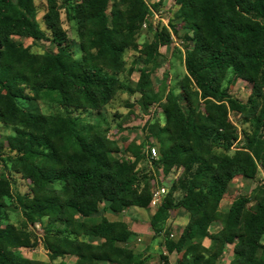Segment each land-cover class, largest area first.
Masks as SVG:
<instances>
[{
  "label": "trees",
  "instance_id": "16d2710c",
  "mask_svg": "<svg viewBox=\"0 0 264 264\" xmlns=\"http://www.w3.org/2000/svg\"><path fill=\"white\" fill-rule=\"evenodd\" d=\"M45 3L43 30L35 0H0V124L12 129L6 142L16 152L3 158L0 139V161L29 184V194L14 196L11 181L0 177V264H47L22 252L37 248L50 261L75 256L74 264H147L134 248L139 238L129 225L106 217L150 208L156 177H141L143 145L132 141V159L119 157L120 146L102 125L19 104L42 101L101 113L119 93L139 95L144 109L161 107L153 131L159 160L151 165L176 178L150 226L166 254L178 253L177 264H216L234 241L229 264H264V182L222 210L237 177L254 180L264 172V0H175L167 26L142 46L138 38L150 14L146 0ZM62 15L74 25L79 59L67 46ZM182 30L192 47L185 49L179 93L156 90L147 67L134 86L120 79L128 50L158 64L160 47L179 39ZM13 37L49 41L56 50L32 53ZM238 81L246 83V101L229 91ZM232 117L250 130L237 138ZM17 140L29 146L16 150ZM10 205L21 212L18 225L11 222ZM174 209L188 217L176 239L166 225ZM223 220V229L211 233ZM37 224L42 236L33 230ZM160 259L168 264L166 255Z\"/></svg>",
  "mask_w": 264,
  "mask_h": 264
},
{
  "label": "rangeland",
  "instance_id": "374dc122",
  "mask_svg": "<svg viewBox=\"0 0 264 264\" xmlns=\"http://www.w3.org/2000/svg\"><path fill=\"white\" fill-rule=\"evenodd\" d=\"M150 8L149 19L146 22V27L142 29L138 44L150 42L154 36L155 31L162 27L167 26L169 19L172 17L175 11V0H166L162 5L159 4V0H146ZM38 9V21L43 30H45L43 24V16L46 10L45 0H35ZM64 29L68 33L69 41L68 48L77 59L81 57L79 42L77 34L74 29V25L66 21L65 16L62 15ZM186 31L180 32V38L173 37L171 42L160 47L161 52L168 53V57H163V60L158 64H151L146 62L138 52L128 50L125 54L127 61V72L120 76V79L130 86H134L139 78V72L141 69L147 67L150 69L152 75V84L156 90L164 89L166 91L172 90L175 93L180 92V81L186 74L184 66L185 49L191 48L190 42L184 39ZM14 42L21 43L25 47L29 48L32 53L41 54L46 51H55L56 47L50 44L49 41L33 42L30 39L13 37ZM192 67H196V60H192ZM230 93L239 98L242 101L248 99V91L246 83L238 81L236 85L229 87ZM19 104L31 111L39 112L47 115H71L74 117H80L86 121L97 123L106 128L109 132V136L112 137L120 146L121 153L119 157H125L127 153V147L132 141H138L144 145V150L150 146L156 147L153 138V131L157 122L161 121L162 111L158 105H153L149 109H144L139 102V95H130L128 93H119L114 101L108 105L101 113L92 112H77L68 111L61 108L57 104L49 102H28L19 101ZM132 104L133 107L129 108L128 105ZM136 106V107H135ZM232 124L236 127V137L241 136L243 130L249 131L250 126L237 123L234 117L231 118ZM13 135L11 128L0 124V139L3 141L4 146L2 148V157L5 158L8 155H13L16 152L13 151L6 142V138ZM235 143V142H234ZM29 146L28 143L22 140H17L16 150H23ZM126 158V157H125ZM142 179L145 177H151L154 173V168L151 165V160L146 158L139 166ZM7 178L12 183V190L14 196L29 194V184L23 180L20 176L11 173L4 164L0 161V177ZM173 179L163 180V184L168 190L172 184ZM264 182V176L259 174L254 180H247L242 177H237L231 187L226 193V197L222 203V210L226 212L229 207V203L239 195H250L253 189L260 183ZM141 216H148L149 212L143 209H137ZM8 212L10 213L12 224L18 225L23 219L20 210L13 205L9 206ZM178 223V224H177ZM179 223L182 220L179 218L177 209L171 211L169 219L166 223L168 227L174 232H177V227H181ZM174 225H177L174 227ZM147 242V241H145ZM159 244H162V238L158 239ZM148 243V242H147ZM42 248L23 250V254L34 256L35 250ZM38 257L45 256V250L37 254ZM61 264L60 259H57L55 263ZM219 264V263H218Z\"/></svg>",
  "mask_w": 264,
  "mask_h": 264
},
{
  "label": "crops",
  "instance_id": "0c3cea01",
  "mask_svg": "<svg viewBox=\"0 0 264 264\" xmlns=\"http://www.w3.org/2000/svg\"><path fill=\"white\" fill-rule=\"evenodd\" d=\"M159 52L163 57H165V56L168 57V53L163 54L161 52V49H159ZM150 107H152V106H150ZM150 107H148L147 109H149ZM136 143L138 145H143L142 143H139L138 141H136ZM143 147H144V145H143ZM144 153L147 154V150L146 151L144 150ZM125 157L127 159H132L130 154H127ZM147 158L149 159L148 155H147ZM153 173H154V176L156 178L158 177L156 174L157 173L160 174L159 171L157 173L155 171H153ZM260 174H262L264 176V172L262 170H260ZM164 178L166 180H169V179L174 180L176 178V175L170 174L168 176H164ZM232 201L229 203V207L227 208L226 212L229 210V208L232 204ZM137 209L138 208L125 209L119 215H115L111 212H107L106 217L110 221H122V222H125L126 224L129 225L132 232L136 236H138V238H139V241L134 246V248L139 254H143L144 257L147 258V260H148L147 264H163V261L160 259L161 255H166L168 257V264H177L178 260L180 259V255L176 252H174L170 255L169 254L167 255L165 252V247L162 244H159V242H158V239H160V238L155 236V233L150 226V221H151L152 216L155 213L156 208L150 207L149 209L146 210L149 212V217L148 216H141L138 213ZM177 213L179 214V218L182 220V223H179L181 225V227L180 226L177 227V232H174L173 230H171V232L175 233L174 239L178 238L181 235L184 226L188 222V217L182 209H177ZM223 222H224V220L221 222H218L216 225H214L211 228L210 232L216 233V232L222 230L223 225H224ZM176 226L177 225H174V227H176ZM145 241H147L148 243ZM202 243L205 247H209L211 245L210 241L208 239L203 240ZM233 245H234V241H233V243H228L225 246V248L223 250V254L221 255V257L219 258V260L217 261L216 264H218V263L219 264H229L233 260V258H234ZM43 250H45V249L42 248L39 250H35L34 256H30V255H26V254H24V255L28 258L36 259V260L42 261V262L47 263V264L55 263L57 261V260L56 261H50L49 257H48V253L46 250H45V256L44 257H41V258L38 257L37 254ZM59 259L61 261V264H74L76 261L75 256H68V257L59 258ZM108 264H110V263H108Z\"/></svg>",
  "mask_w": 264,
  "mask_h": 264
},
{
  "label": "built area",
  "instance_id": "2783aa9c",
  "mask_svg": "<svg viewBox=\"0 0 264 264\" xmlns=\"http://www.w3.org/2000/svg\"><path fill=\"white\" fill-rule=\"evenodd\" d=\"M145 27L146 24H144L143 28ZM147 155L151 161L159 160L158 150L154 146H150L149 148H147ZM159 173V176L151 182L152 201L150 207L152 208H156L161 203L165 195L168 193V189L164 185H162L163 180L165 179L164 175L162 174V169L159 170ZM33 230L38 236L43 235V229L41 227V224H37ZM170 237L174 238L175 233L171 232Z\"/></svg>",
  "mask_w": 264,
  "mask_h": 264
}]
</instances>
